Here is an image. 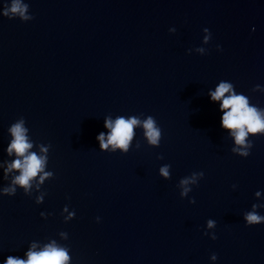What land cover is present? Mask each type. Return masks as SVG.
<instances>
[{
	"label": "water",
	"instance_id": "obj_1",
	"mask_svg": "<svg viewBox=\"0 0 264 264\" xmlns=\"http://www.w3.org/2000/svg\"><path fill=\"white\" fill-rule=\"evenodd\" d=\"M22 2L32 20L4 16L12 0H0V264L53 242L67 264H264V222L245 220L264 216V133L246 137L248 157L233 153L209 95L229 82L264 110V0ZM119 116L141 122L129 151H101L96 137ZM21 119L53 175L7 196ZM193 172L204 176L182 186Z\"/></svg>",
	"mask_w": 264,
	"mask_h": 264
},
{
	"label": "clouds",
	"instance_id": "obj_2",
	"mask_svg": "<svg viewBox=\"0 0 264 264\" xmlns=\"http://www.w3.org/2000/svg\"><path fill=\"white\" fill-rule=\"evenodd\" d=\"M29 10V5L22 2V0H12L10 9L5 10L4 16H8L9 12L13 16H19L22 21L32 20L34 17L31 15H26ZM12 19V17H9ZM174 31V30H173ZM205 32L210 35L209 29L205 28ZM209 36L205 37V42L207 43ZM217 50L220 51V46H217ZM197 51L204 53L203 48L197 49ZM234 85L229 82L221 81L215 88V91H210L209 95L212 101H220V110L223 111V116L221 118V126L226 130H234L230 134L235 140V144L238 147H233L231 151L233 153H238L240 157H248L250 155V149L253 147L251 140L246 139L249 133L256 136L258 133H264V119L261 118V113L264 112L262 109H258L256 106L249 104V98L242 94L233 91ZM260 85H256L253 90L259 89ZM229 93V95H225ZM230 109V110H229ZM228 110V111H225ZM24 119L13 124L9 129L14 139L8 145L7 152L8 155H12L13 151L16 153L17 159H15L7 169H5V176L8 172L13 169L19 170L20 174L15 176L12 180V186L4 188L3 194L7 196H14L17 192L16 185H19L25 193L29 191L32 187V181L34 178L39 177L38 184H42L46 178L52 176V172L44 171L47 164V156H38L36 152H30L29 150L33 147V143L29 141L26 133L28 129L24 127ZM140 120L135 117L125 118L124 116H119L115 121L109 119L105 120L104 126L110 129V132L105 138V134L101 132L96 139L99 141V146L101 151L109 150V146H113L111 151L115 152L117 148L121 149V153H127L129 151V142L133 138V128L139 125ZM143 128L145 130L144 135L147 137L148 142L151 145L159 146L162 139V130L158 126L157 121L154 117L148 116V118L143 122ZM51 147V145H49ZM42 152H47L46 148L41 149ZM27 153V155H25ZM162 159L163 157H158ZM170 165H165L160 168V174L168 178ZM196 175L204 176L203 172H193L191 177H184L180 184L182 186L195 183ZM235 187V186H234ZM192 189L188 187L183 188L181 196L187 195ZM259 195V193H257ZM39 203V199L37 200ZM190 203H195L192 199ZM257 205H253L255 209ZM67 209L65 208V211ZM50 215V214H47ZM45 213H41L43 218H47ZM71 217V214H70ZM99 217H97V221ZM246 224L257 225L264 222V216L258 214L256 211L248 212L245 216ZM214 221L209 220L208 225L211 227ZM213 239H217L216 236ZM28 259L21 260L9 256L6 260V264H67L70 257L68 251L64 247H58L53 242L45 246V248L40 252L29 251L27 253ZM215 254L212 255V259H216Z\"/></svg>",
	"mask_w": 264,
	"mask_h": 264
}]
</instances>
